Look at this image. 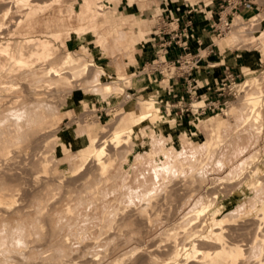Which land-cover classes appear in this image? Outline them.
<instances>
[{
	"label": "rangeland",
	"instance_id": "374dc122",
	"mask_svg": "<svg viewBox=\"0 0 264 264\" xmlns=\"http://www.w3.org/2000/svg\"><path fill=\"white\" fill-rule=\"evenodd\" d=\"M35 1L43 4V0ZM84 1L86 0H45L47 4L44 3V5L47 7L43 8L35 19H32L30 25L15 30L12 21L24 13L22 10L16 12V9H25V6L20 4V7L17 0H0V25L5 23L2 24L4 28L2 26L0 28L2 29L0 41L3 45L7 41L9 44L11 43L9 45L11 50L6 51V54L4 52L2 54L0 50V128L2 130L0 131V182L4 181L0 184L7 182V184H2L6 186L5 188L3 186V190L2 185L0 188V200H2L0 202V248L3 249H0L2 252H0L2 259H0V264H18L19 261L20 264H23L26 260L28 264H50L52 261V264H61V262L62 264H73L74 261L75 264H113L114 262V264H134L144 247H147L146 249L157 247L159 243L166 247L164 243H167L171 232L174 235L178 233L180 236L184 229H189V227L192 229L191 225H196L195 222L201 217L207 219L201 232L205 234L210 232L211 228L220 230V226H223L227 245L236 244L243 249L242 255L238 257L240 261L237 259L236 264H264V211L259 209V206L264 204V104L262 102L257 104L253 112L251 111L253 104L241 103L240 100L244 94L240 83L246 79L244 72L246 70L252 71V75H256L257 82H259L253 85L250 91L256 94L264 92V55L255 64L251 61L247 62L242 54L243 51L251 52L261 50L263 47L261 42L264 41V5L258 15V24L251 25L252 19L246 23L247 19L239 16L240 18L234 19L235 26L230 31L214 38L218 43L219 39L233 35L230 48L241 52L244 61L250 64L243 68V72L237 77L236 94L225 97L228 102L223 106V111L207 112L198 118L190 114L187 117L173 120L171 106L168 105V108L165 109L158 97L159 91L149 90L148 83L151 80L149 72L134 61L138 43H131L132 32L128 38L125 32L119 31L120 28L131 31L135 25L128 19L121 21L118 29L112 27L120 23L119 15L121 14L112 10L116 0H94L96 1L95 7L91 8L89 13L85 11ZM98 1H101L102 5L97 3ZM260 1L264 3V0ZM98 7L102 11L99 12ZM7 8H10V15L6 18L3 15ZM84 15L89 17L93 15L92 17L96 18L98 25L89 33L87 44H80V34L76 31L82 23L80 17ZM153 23L154 18L147 16L142 19L146 37L142 43L148 38L147 31L151 30ZM125 26H129V28H125ZM171 26L174 28L177 24L172 23ZM237 29L240 31L237 32ZM30 36L34 40L30 41ZM37 39L40 41L42 39L50 40L51 47L57 54L54 53L53 58L47 59L32 52L35 51ZM98 39L101 41V45L97 48ZM1 43L0 45H2ZM19 46L25 48L23 50L25 57L30 60V66L22 65V67L21 64H17L16 60L14 63V60L9 58L11 55L8 53L11 52L14 55H19L16 53ZM101 56L103 58L95 60L96 57ZM50 65H55V68L59 69L57 76L54 72H49ZM133 72L138 74L133 75ZM118 76L123 79L120 78L118 81ZM124 76L131 78V82ZM139 76L142 77L140 83L137 81ZM99 79L119 83L125 87V91H117L115 89L117 86L113 85L111 86L112 92L107 93L104 89L105 84L91 89V85ZM167 83L166 80L163 85ZM129 86L132 87V90L128 91ZM135 87L140 89L142 94L126 98V93L135 90ZM38 91H41V95L44 96L43 100L41 99L42 101L39 100V102L33 97ZM148 97L159 100L162 110L160 123H153V120L149 118L142 130L140 128L127 143L116 147L111 143L107 145L105 154L100 156L105 161V167L97 164L98 156L92 155L91 152L83 155L85 147L89 143V134L85 129L87 126H94L99 137L102 138L106 135L110 139L119 117L126 115L122 113L125 106L128 103L138 105L140 101ZM119 100L120 102L116 103ZM197 100L199 98H194L191 102L194 106L193 110L196 109L195 106H198ZM203 103L204 101L201 104ZM192 120L199 122V132L196 137H185L182 132L183 127ZM219 120L224 121L221 129L222 134L220 133L221 138L209 144V141L212 140L211 121L217 123ZM164 122L168 126L178 129L177 133L166 131L162 124ZM5 126L6 128L3 129L2 127ZM3 130L5 131L3 132ZM3 146L4 148H2ZM2 149L5 150L2 151ZM13 169L14 171H11ZM16 171L17 176H15ZM204 176L205 179H203ZM197 177H199L198 180ZM30 179L32 180L30 181ZM34 182L36 188H33ZM45 184L46 186H44ZM190 184H194L192 189ZM19 186L20 188H18ZM194 186L197 188L195 189ZM175 188L177 189L175 190ZM171 189L173 192L169 191ZM225 189L229 192L224 191ZM6 191L7 193H4ZM32 194H35L37 200ZM206 200L216 203L215 206L224 202L220 206V213L215 220H212L210 210L203 212V215L196 213L200 206L205 203L209 204ZM27 201L30 203L27 204ZM144 206L146 208H143ZM134 212L135 214H133ZM192 216L194 221H192ZM189 218L192 222L189 221ZM164 220L166 221L164 222ZM152 221L153 223H151ZM143 226H147L146 229ZM173 226H175V230H173ZM129 227L131 228L129 229ZM166 232L169 236L166 235ZM163 239H165L164 243H161ZM114 242L116 243L113 244ZM207 244L212 246L208 247ZM148 245L150 246L148 247ZM161 246L158 247L161 248ZM201 247L206 251L210 248V252L216 249L213 243L207 241L203 242ZM81 248L83 249L81 250ZM136 249L141 250L136 252V255L132 254ZM247 249L249 250L247 251ZM43 255H45L44 258ZM25 256L27 259L24 258ZM121 256L122 258H120ZM11 257L13 258L11 259ZM38 257L41 259L39 260ZM69 257L72 260L70 262ZM116 258L117 261H115ZM136 262L135 264H137ZM138 263H141V259ZM226 263L228 264V262Z\"/></svg>",
	"mask_w": 264,
	"mask_h": 264
},
{
	"label": "bare ground",
	"instance_id": "6f19581e",
	"mask_svg": "<svg viewBox=\"0 0 264 264\" xmlns=\"http://www.w3.org/2000/svg\"><path fill=\"white\" fill-rule=\"evenodd\" d=\"M3 1V0H2ZM52 1V0H51ZM54 1V0H53ZM19 3V6H20V4H21V6L22 5H24L25 7V9H16V12L17 11H21L22 10V12L24 11V13H22V14H20V16H18L15 20H13L12 22H14V27H15V30L17 29V28H19V27H22V26H29L30 25V23H31V21H32V19L34 18L35 19V17H36V15L43 9V8H45V7H47L46 5H44V3L45 4H47L48 3V1H47V3L45 2V0H43V4H41V3H38V1H35V0H17V4ZM84 3V7H85V11H87V13H89V10H91V8L93 9L94 7H95V4H96V1H94V0H86V1H84L83 2ZM97 3H101V1H98ZM16 4V5H17ZM101 5H102V3H101ZM100 5V6H101ZM19 6L17 7V8H19ZM20 6V7H21ZM15 7V8H16ZM108 7V6H107ZM106 7V8H107ZM99 8V12L100 11H102L101 10V8L100 7H98ZM10 8H7V10H4V17H8L9 15H10ZM13 10V9H12ZM11 10V11H12ZM15 10V9H14ZM113 10V9H112ZM116 10V9H115ZM1 12H3V11H1ZM13 12V11H12ZM112 12V11H111ZM3 14V13H2ZM12 14V13H11ZM16 15V14H15ZM97 15H99V14H97ZM96 15V16H97ZM93 16V15H92ZM91 16V17H92ZM91 17H89V16H87V15H84L83 17H80V20H82V23L77 27V31L76 32H78L79 34H80V38H79V42H80V44H87V42L89 41V33L90 32H92V30H94L96 27H97V25H98V23H97V21H96V18H91ZM94 17H95V15H94ZM109 17H111V16H109ZM5 18V19H6ZM12 19H13V17H11ZM10 18V19H11ZM112 18V17H111ZM237 18H240V17H237ZM11 19V20H12ZM77 19H79V17H77ZM119 19H120V23L119 24H117V25H114V26H112L113 28H116V29H118V27L121 25V21H125V20H130V22H132L133 24H137V25H139L141 28H140V31H139V33H137L136 35H133L132 37H131V43H142V41H143V39L144 38H146L145 37V29L142 27V19L141 18H139V17H135V15L133 16V15H125V14H121V15H119ZM79 21V20H78ZM103 21V20H102ZM106 21V20H105ZM2 22V21H1ZM2 24H5V23H2ZM0 25V28H1V26L3 27V25ZM8 26V25H7ZM6 26V27H7ZM4 28V27H3ZM2 29H0V31H1ZM17 30H19V29H17ZM75 31V30H74ZM237 32L238 31H240V29L238 30H236ZM13 32V31H12ZM68 33V32H67ZM77 33V34H78ZM0 35L2 36V34L0 33ZM100 35V34H99ZM109 35V34H108ZM229 35V34H228ZM98 36V35H97ZM97 36H96V38H97ZM101 37H102V35H100ZM110 36V35H109ZM1 38V37H0ZM232 38H233V35L232 36H228V37H224V38H222V39H219L218 40V43H217V45L221 48V50H222V52H223V55H224V60H229L230 58H232L233 57V53L231 52V48H230V42H231V40H232ZM14 40V39H13ZM29 40L31 41V40H34L33 39V37H29ZM38 40V39H37ZM99 40V39H98ZM7 41V40H6ZM28 41V40H27ZM2 41H0V43H1ZM5 41H3V43H4ZM36 42V41H35ZM51 41L50 40H47V39H42L41 41L40 40H38L37 41V45H36V47H35V51H32V52H34V53H37L38 55H39V57H45V58H53L55 55H54V49H52L53 47H51V43H50ZM101 43V41L99 40V42H98V45H97V48L101 45L100 44ZM130 43V44H131ZM261 43H263V47H262V49L261 50H256V51H251V52H246V51H243L242 52V54H243V56H244V58H245V60L248 62H253V63H258L259 61H260V59L262 58V55H264V41L263 42H261ZM2 44V43H1ZM5 44V43H4ZM9 45H11V43L9 44V42L7 41L6 42V44L5 45H0V50H1V52H2V54H3V52L5 53L6 51H8V50H11V48L9 49ZM20 47V46H19ZM15 48V47H14ZM18 48V47H17ZM17 48H16V50H17ZM56 48V47H55ZM23 49H25V48H23L22 46L18 49V52H16V53H18L19 55L17 56V55H14V53L12 54V52L11 53H8V54H10L8 57L9 58H11L12 60H14V63L17 61L18 63L17 64H21L20 66H22V65H29V59H28V57L26 58L25 57V52H24V50ZM102 49V48H101ZM56 51V50H55ZM58 51V50H57ZM0 52V53H1ZM9 52V51H8ZM7 53V52H6ZM5 53V54H6ZM59 53V52H58ZM4 54V55H5ZM30 54V53H29ZM55 54H57V52L55 53ZM59 55V54H58ZM69 56V55H68ZM71 56V55H70ZM33 57H34V55H33ZM38 58V57H37ZM59 59V58H58ZM68 59V58H67ZM16 60V61H15ZM54 60V59H53ZM68 61H69V59H68ZM67 61V62H68ZM65 62V61H64ZM32 63V62H31ZM30 63V64H31ZM54 63V62H53ZM92 65H94L93 63H91ZM10 65V64H9ZM39 65V64H38ZM30 66V65H29ZM12 67V66H11ZM23 67V66H22ZM34 67V66H33ZM32 67V68H33ZM56 66L55 65H50L49 67H48V69H49V72H54L55 73V75L57 76L59 73H58V68H55ZM134 67V66H133ZM2 68V67H1ZM26 68V67H25ZM35 68H36V66H35ZM132 69H134V68H132ZM30 70H32V69H30ZM135 70V69H134ZM16 72V71H15ZM28 72V71H27ZM60 72V71H59ZM214 72H217V68L214 70ZM245 72V75H246V79L242 82V83H240L241 84V87H242V91H244V94L241 96V98H240V100H241V103L243 102V103H245V104H253L252 106H253V108H252V110L251 111H255V109H256V105L257 104H259L260 102H262V104H264V92H262L261 91V94H256V93H254V92H251L250 91V88L253 86V85H256V84H258L259 82H257V77H256V75H252V71H244ZM16 74V73H15ZM132 74H135L134 72L132 73ZM128 76H130V75H128ZM127 76V77H128ZM124 77H126V76H124ZM126 77V78H127ZM8 78V77H7ZM21 78V77H20ZM118 78L119 79H117L118 81H120V78L121 79H123V77H120V76H118ZM127 79H129V78H127ZM126 79V80H127ZM130 81L129 82H131V78L129 79ZM19 81V80H18ZM124 81V80H123ZM123 81H121L122 83H123ZM7 82V81H6ZM113 82V81H112ZM116 82V81H115ZM125 83H126V81H125ZM128 83V82H127ZM103 84H105L106 85V87L104 88L105 89V91H107V93H110V92H112V90H113V88L111 87V86H113V85H115V86H117V87H115V89L117 90V91H119V90H124L125 91V87H122L119 83H111L110 81L109 82H106V81H102L101 79H99V80H97V81H95L92 85H91V89L92 88H94V87H97V86H100V85H103ZM13 85V84H12ZM19 85V84H18ZM109 85V86H108ZM123 85V84H122ZM125 85H127V84H125ZM21 86V85H20ZM119 86V87H118ZM161 86V85H160ZM89 87V86H88ZM110 88V90H108ZM148 88H149V90H155V89H153V88H151V87H149L148 86ZM114 89V90H115ZM90 90V89H89ZM41 92V91H40ZM39 91L38 92H35V95L36 96H33V97H35L36 99V101H38L39 102V100L40 101H42L43 100V95H41L42 94V92L40 93ZM29 93V92H28ZM22 95H24V94H22ZM34 95V94H33ZM124 95H125V92H124ZM123 95V96H124ZM30 96V95H29ZM24 99V98H23ZM26 99H28V98H26ZM42 99V100H41ZM25 100V99H24ZM122 102H123V100H121ZM120 102V100L119 101H116V103H119ZM25 103V102H24ZM202 103V101H199V100H197L196 101V104L197 105H199V104H201ZM162 110H161V108H160V106H159V100L157 99V98H153V97H151V98H147V99H144V100H142V101H140L139 103H138V105L137 104H135V103H128L126 106H125V110L124 111H122V113H125L126 115H123V116H120L119 117V119H118V123H117V125L115 126V128H114V131H113V133H112V136H111V138L109 139L106 135L105 136H103L102 138H101V136L99 137L98 136V132H97V130H96V128L94 127V126H87L85 129H87V131H88V134H89V143L87 144V146L85 147V151H84V153H83V155H86L88 152H91L92 153V155H94V156H98L97 157V159H96V162H97V164H99V166L100 165H102L103 167H105L106 165H105V161H103V159H102V157H100V156H102V155H104L105 154V152H106V148H107V145H109L110 143L111 144H113L115 147L116 146H121V145H123V144H125V143H127L128 141H130V139L133 137V136H135L136 134H137V132L139 131V129L141 128V130H142V127H143V125L145 124V122L150 118V120H153V123H155V122H159L160 123V112H161ZM172 113V112H171ZM16 115V114H15ZM126 116H128V118H126ZM1 117V116H0ZM3 118V117H2ZM5 118V117H4ZM211 118V117H210ZM195 119V118H194ZM207 119V118H206ZM201 120H202V118H201ZM212 120V119H211ZM248 120H249V118H248ZM5 121V120H4ZM3 121V122H4ZM10 122V121H9ZM176 122V121H175ZM246 123V122H245ZM1 124V123H0ZM163 124V127H164V129L166 130V131H171V132H174L175 134L177 133V131H178V129H174V128H172V127H170V126H168L167 124H165V122L164 123H162ZM223 124H224V121L223 120H219L217 123H214L213 121H211V136H212V140H210L209 141V144L210 143H213V141L214 140H216V139H218V138H221V135H220V133H221V129H222V127H223ZM4 126V125H3ZM84 126H86V125H84ZM148 126V125H147ZM156 126V125H155ZM198 126H199V122L198 121H196V120H192V121H190V122H188V124L186 125V126H184L183 127V136H185V137H187V136H194V137H196V135L198 134V132H199V129H198ZM207 126V125H206ZM3 129L4 128H6V126L5 127H2ZM13 128V127H12ZM24 130V129H23ZM0 131H2L1 130V128H0ZM5 130H3V132H4ZM18 131V130H17ZM22 131V130H21ZM25 132H26V130H25ZM24 132V133H25ZM29 133V132H28ZM28 133H26V135L28 134ZM100 133V132H99ZM247 133V132H246ZM222 134V133H221ZM31 135V134H30ZM37 135V134H36ZM27 136H29V134L27 135ZM26 137V136H25ZM31 137V136H30ZM34 137V136H33ZM225 137V136H224ZM192 138V137H191ZM24 139V138H23ZM26 139V138H25ZM28 139V138H27ZM30 139V138H29ZM32 139V138H31ZM223 139V138H222ZM33 140V139H32ZM31 140V141H32ZM27 141V140H26ZM28 142V141H27ZM4 144V143H3ZM218 144V143H217ZM220 144V143H219ZM223 144V143H222ZM9 145V144H8ZM127 145H129V144H127ZM212 145V144H211ZM1 147V146H0ZM127 147V146H126ZM129 147V146H128ZM2 148H4V146L2 147ZM9 148V147H8ZM28 148V147H27ZM123 148V147H122ZM126 149V148H125ZM5 149H2V151H4ZM70 150V149H69ZM121 150V149H120ZM211 150V149H210ZM2 151H1V153H2ZM8 151V150H7ZM4 155V154H3ZM7 155V154H6ZM251 155V154H250ZM249 155V156H250ZM3 157V156H2ZM5 157V156H4ZM251 157V156H250ZM249 157V158H250ZM254 159V158H253ZM2 160H5V159H3L2 158ZM243 162V161H242ZM245 162V161H244ZM253 162V161H252ZM5 163V162H4ZM7 163V162H6ZM107 163V162H106ZM251 163V162H250ZM257 163V162H256ZM259 163V162H258ZM3 165V164H2ZM8 165V164H7ZM244 165V164H243ZM98 166V165H97ZM5 167H7V166H5ZM4 168V167H3ZM2 168V169H3ZM13 168V167H12ZM11 168V169H12ZM193 168V167H192ZM252 168V167H251ZM202 170V169H201ZM235 170V169H234ZM11 171H14V169L13 170H11ZM194 171H195V169H194ZM193 171V172H194ZM241 171V170H240ZM249 171V170H248ZM6 172V171H5ZM5 172H3V173H5ZM9 172V171H8ZM28 172V171H27ZM200 172V171H199ZM242 172V171H241ZM7 173V172H6ZM15 173V172H14ZM247 173V172H246ZM13 174V173H12ZM192 174V173H191ZM203 174V173H202ZM1 175V174H0ZM14 175V174H13ZM12 175V176H13ZM20 175V174H19ZM35 175V174H34ZM201 175V174H200ZM241 175V174H240ZM248 175V174H247ZM15 176H17V171H16V174H15ZM39 176V175H38ZM193 176H194V173H193ZM203 176V175H202ZM206 176V175H205ZM205 176L203 177V179H205ZM236 176V175H235ZM19 177V176H18ZM42 178V177H41ZM138 178V177H137ZM198 178L199 177H197V180H198ZM201 178V177H200ZM244 178V177H243ZM263 178V177H262ZM261 178V179H262ZM22 179V178H21ZM21 179H19V180H21ZM152 179V178H151ZM188 179H189V177H188ZM211 179V178H210ZM213 179V178H212ZM218 179V178H217ZM238 179V178H237ZM236 179V180H237ZM242 179V178H241ZM259 179V178H258ZM23 180H24V178H23ZM25 180H26V177H25ZM32 179H30V181H31ZM40 180V179H39ZM39 180H36V181H39ZM43 180H44V177H43ZM112 180V179H111ZM142 180V179H141ZM145 180H147V179H145ZM150 180V179H149ZM184 180V179H183ZM194 180H196V179H194ZM196 180V181H197ZM200 180H202V179H200ZM243 180V179H242ZM13 181V180H12ZM28 181V180H27ZM189 181V180H188ZM205 181V180H204ZM216 181V180H215ZM1 182H4V181H1ZM0 182V183H1ZM147 182V181H146ZM172 183H173V181H171ZM193 182V181H192ZM199 182V181H198ZM206 182V181H205ZM204 182V183H205ZM219 182V181H218ZM232 182H233V180H232ZM236 182V181H235ZM5 183L7 184V182L5 181ZM5 183H2V184H5ZM21 183V182H20ZM26 183V182H25ZM29 183V182H28ZM176 183V182H175ZM179 183H181L180 181H179ZM188 183V182H187ZM195 183V182H194ZM203 183V182H202ZM219 183H221V182H219ZM218 183V184H219ZM223 183V182H222ZM229 183H230V181H229ZM2 184H0V188H1V185ZM12 184V183H11ZM30 184V183H29ZM28 184V185H29ZM37 184V183H36ZM40 184H41V182H40ZM163 184V183H162ZM211 184V183H210ZM213 184V183H212ZM10 185V184H9ZM8 185V186H9ZM35 185V182H34V184H33V186ZM38 185H39V183H38ZM112 185V184H111ZM139 185H141L140 183H139ZM174 185V184H173ZM172 185V186H173ZM192 185H194V184H192ZM192 185L190 184V186H191V189L193 188L192 187ZM196 185H198V184H196ZM201 185V184H200ZM216 185V184H215ZM233 185V184H232ZM239 185V184H238ZM252 185V184H251ZM3 186H4V188L6 187L5 185H2V190H3ZM7 186V187H8ZM23 186V185H22ZM26 186V185H25ZM32 186V187H33ZM41 186V185H40ZM43 186V185H42ZM44 186H46V184L44 185ZM114 186V185H113ZM165 186V185H164ZM170 186V185H169ZM175 186V185H174ZM259 186V185H258ZM13 187V186H12ZM39 187V186H38ZM186 187V186H185ZM215 187H218V186H215ZM225 187H227V186H225ZM229 187V186H228ZM234 187V186H233ZM18 188H20V186L18 187ZM22 188V187H21ZM30 188V187H29ZM33 188H36L35 186L33 187ZM40 188V187H39ZM45 188H47V187H45ZM50 188V187H49ZM108 188V187H107ZM170 188V187H169ZM194 188H195V186H194ZM197 188V187H196ZM195 188V189H196ZM223 188V187H222ZM235 188V187H234ZM234 188H232V189H234ZM11 189H13V188H11ZM24 189H25V187H24ZM38 189V188H37ZM174 189V188H173ZM173 189H171V190H169V191H172ZM177 188H175V190H176ZM187 189V188H186ZM231 189V190H232ZM9 190H10V188H9ZM26 190H28V189H26ZM36 190V189H35ZM42 190H44V189H42ZM47 190H48V188H47ZM97 190H98V188H97ZM110 190V189H109ZM122 190V189H121ZM179 190V189H178ZM188 190H189V188H188ZM194 190V189H193ZM214 190V189H213ZM261 190V189H260ZM18 191V190H17ZM32 191V190H31ZM30 191V192H31ZM40 191V190H39ZM39 191H37V192H39ZM44 191H46V190H44ZM99 191V190H98ZM136 191V190H135ZM167 192H168V190H166ZM165 191V192H166ZM186 191V190H185ZM190 191V190H189ZM217 191V190H216ZM224 191H228V190H224ZM11 192H13V191H11ZM16 192V191H15ZM20 192V191H19ZM21 192H23V191H21ZM41 192V191H40ZM101 192V191H100ZM99 192V193H100ZM160 192H162V191H160ZM167 192H166V194H167ZM173 192V191H172ZM171 192V193H172ZM177 192V191H176ZM191 192V191H190ZM189 192V193H190ZM207 192H209V191H207ZM223 192V191H222ZM229 192V191H228ZM261 192V191H260ZM4 193H7V191L6 192H4ZM32 193H33V191H32ZM110 193H112V192H110ZM115 193V192H114ZM150 193V192H149ZM212 193V192H211ZM216 193H218V192H216ZM215 193V194H216ZM225 193V192H224ZM16 194V193H15ZM38 194V193H37ZM36 194V195H37ZM41 194V193H40ZM44 194H45V192H44ZM173 194V193H172ZM171 194V195H172ZM178 195H179V193H177ZM206 194V193H205ZM254 194V193H253ZM13 195V194H12ZM27 195H29V194H27ZM32 195H34L35 196V194H32ZM46 195V194H45ZM51 195V194H50ZM105 195H106V193H105ZM122 195V194H121ZM141 195V194H140ZM149 195V194H148ZM152 195V194H151ZM153 195H155V194H153ZM158 195H160V194H158ZM174 195V194H173ZM188 195V194H187ZM19 196H21V195H19ZM23 196V195H22ZM24 196H26V195H24ZM41 196V195H40ZM43 196V195H42ZM111 196H112V194H111ZM157 196V195H156ZM155 196V197H156ZM166 196V195H165ZM169 197H170V195H168ZM182 196H185V195H182ZM203 196V195H202ZM210 196L212 197V195L210 194ZM209 196V197H210ZM216 196V195H215ZM12 197V196H11ZM31 197V196H30ZM30 197H28V198H30ZM97 197H98V194H97ZM143 197V196H142ZM144 197H146V196H144ZM149 198H150V196H148ZM160 197V196H159ZM167 197V196H166ZM173 197V196H172ZM190 197V196H189ZM210 197V198H211ZM17 198H18V196H17ZM19 198H21V197H19ZM23 198V197H22ZM35 198H36V196H35ZM157 198H158V196H157ZM157 198H156V200H157ZM168 198V197H167ZM180 198V197H179ZM216 198V197H215ZM54 199V198H53ZM52 199V200H53ZM119 199V198H118ZM145 199H147V198H145ZM150 199H152V198H150ZM149 199V200H150ZM172 199V198H171ZM206 199H208V198H206ZM255 199V198H254ZM23 200V199H22ZM28 200H30L31 201V199H28ZM35 200V199H34ZM36 200H37V198H36ZM49 200V199H48ZM115 200H117V199H115ZM209 200V199H208ZM2 200H0V202H1ZM40 201H41V199H40ZM47 201V200H46ZM101 201V200H100ZM153 201V200H152ZM159 201H160V198H159ZM210 201H211V199H210ZM215 201V200H214ZM260 201V200H259ZM258 201V202H259ZM6 202H7V200H6ZM19 202V201H18ZM28 202L29 201H27V204H28ZM36 202H39V201H36ZM43 202V201H42ZM41 202V203H42ZM112 202V201H111ZM150 202V201H149ZM148 202V203H149ZM157 202H158V200H157ZM206 202H209V201H207L206 200ZM217 202V201H216ZM228 202V201H227ZM8 203V202H7ZM30 203V202H29ZM40 203V202H39ZM147 203V202H146ZM223 203L224 202H220V204H218L217 206H215L216 205V203H210L209 202V204L208 203H205V204H203L202 206H200L199 208H198V210H197V212L196 213H198V214H202L203 212H205L206 210L207 211H209L210 210V214L212 215V217H213V219L212 220H215L216 219V217L218 216V214L220 213V206L221 205H223ZM25 204V203H24ZM31 204H32V202H31ZM31 204H30V206H31ZM36 204V203H35ZM152 204V203H151ZM22 205V204H21ZM33 205V204H32ZM39 205V204H38ZM199 205H200V203H199ZM2 206V205H1ZM18 206V205H17ZM29 206V207H30ZM43 206V205H42ZM237 206V205H236ZM255 206V205H254ZM21 207V206H20ZM15 208V207H14ZM25 208V207H24ZM27 208H28V206H27ZM31 208V207H30ZM35 208V207H34ZM33 208V209H34ZM142 208V207H141ZM143 208H146L145 206L143 207ZM156 208V207H155ZM159 208V207H158ZM195 208V207H194ZM1 209V208H0ZM4 209V208H3ZM7 209V208H6ZM8 209H10L11 210V208H8ZM15 209H17V208H15ZM20 209V208H19ZM32 209V210H33ZM37 209V208H36ZM41 209V208H40ZM44 209V208H43ZM132 209V208H131ZM130 209V210H131ZM136 209V208H135ZM138 209V208H137ZM259 209L260 210H263L264 211V204H261L260 206H259ZM22 210V209H21ZM45 210V209H44ZM133 210V209H132ZM177 210V209H176ZM15 211V210H14ZM19 211V210H18ZM134 211H136V210H134ZM141 211H143V210H141ZM140 211V212H141ZM145 211V210H144ZM1 212H2V210H1ZM23 212V211H22ZM156 212V211H155ZM232 212V211H231ZM230 212V213H231ZM4 213V212H3ZM2 213V214H3ZM41 213H42V211H41ZM128 213V212H127ZM157 213V212H156ZM229 213V214H230ZM1 214V213H0ZM18 214V213H17ZM39 214H40V212H39ZM125 214V213H124ZM130 214V213H129ZM133 214H135V212L133 213ZM137 214H139V213H137ZM152 214V213H151ZM206 214V213H205ZM228 214V215H229ZM239 214V213H238ZM257 214V213H256ZM7 215V214H6ZM9 215V214H8ZM42 215V214H41ZM126 215H128V214H126ZM131 215V214H130ZM156 215V214H155ZM167 215H169V214H167ZM173 216H174V214H172ZM186 215V214H185ZM185 215H183V216H185ZM192 215V214H191ZM196 215V214H195ZM194 215V216H195ZM203 215V214H202ZM227 215V214H226ZM39 216V215H38ZM117 216V215H116ZM120 216V215H119ZM152 216V215H151ZM231 217H233L232 215H230ZM230 216H229V218H230ZM237 216V215H236ZM258 216V215H257ZM118 217V216H117ZM127 217V216H126ZM128 217H130V216H128ZM139 217V216H138ZM143 217H145V216H143ZM150 217V216H149ZM157 217H158V215H157ZM168 217V216H167ZM189 217H191V216H189ZM199 217H201V216H199ZM206 217V216H205ZM226 217V216H225ZM115 218V217H114ZM140 218V217H139ZM152 218H153V216H152ZM183 218V217H182ZM181 218V219H182ZM188 218V217H187ZM192 218H193V216H192ZM202 218V217H201ZM196 219V220H198V221H196L195 223H197L196 225H191V227H193L192 229L189 227V229L188 228H186V229H184V231H183V234L181 235L180 234V236L178 235V233L177 234H173V232H171L172 234H170L171 236H169V235H167V232H166V235L167 236H169L168 238L170 239H168L167 238V243H164L163 241L165 240V239H163L162 240V242L161 243H164V244H166L165 246L166 247H163V246H161V245H159V244H157L158 246H161V248L163 247V250L160 248V247H158L157 245H155V246H157V247H153V248H150L149 246L150 245H148V249H146L145 247H144V250H142L143 252H141L140 253V256H139V254L137 255V256H139L138 257V259L140 258L141 259V263H138V262H140V259H139V261H138V259L136 258V261H138V262H136L137 264H227L226 262H228V264H236L237 263V259H238V257L240 256V255H242V253H243V249L240 247V245H236V244H234V245H231V246H229V245H227V243H226V241H225V233H223V226L221 227L220 226V230H217V229H214V228H209L210 229V232H206V233H208V234H204L203 232H201L202 230H201V228L206 224V218H202V219ZM252 218V217H251ZM1 219V218H0ZM119 219V218H118ZM117 219V220H118ZM123 219H124V216H123ZM151 219V218H150ZM156 219V218H155ZM161 219V218H160ZM185 219V218H184ZM190 219V218H189ZM113 220V219H112ZM143 220H145V218H143ZM152 220V219H151ZM167 220V219H166ZM166 220H164V222L166 221ZM195 219L193 218L192 219V221H194ZM223 220H224V217H223ZM115 221V220H114ZM119 221H121V220H119ZM154 221V220H153ZM153 221L151 222V223H153ZM183 221H185V220H183ZM186 221H188L187 219H186ZM189 221H191V219L189 220ZM188 221V222H189ZM191 221V222H192ZM245 221H247V220H245ZM158 222V221H157ZM169 222H170V220H169ZM179 222V221H178ZM177 222V223H178ZM182 222V221H181ZM239 222V221H238ZM253 222V221H252ZM251 222V223H252ZM112 223V222H111ZM115 223V222H114ZM117 223V222H116ZM142 223H143V221H142ZM168 223V222H167ZM195 223H192V224H195ZM208 223H210V222H208ZM258 223V222H257ZM256 223V224H257ZM121 224V223H120ZM124 224V223H123ZM138 224V223H137ZM144 224H146V223H144ZM161 224H162V222H161ZM160 224V225H161ZM173 224H175V223H173ZM183 224H184V222H183ZM182 224V225H183ZM186 224V223H185ZM184 224V225H185ZM188 224V223H187ZM189 224H190V222H189ZM238 224V223H237ZM6 225V224H5ZM143 225V224H142ZM150 226H151V224H149ZM223 225V224H222ZM112 226V225H111ZM121 226V225H120ZM138 227L140 226V225H137ZM136 226V227H137ZM154 226H156V225H154ZM177 226H178V224H177ZM190 226V225H189ZM228 226V225H227ZM2 227H3V225H2ZM114 227V226H113ZM123 227V226H122ZM131 227H132V225H131ZM131 227H129V229L131 228ZM135 227V228H136ZM141 227V226H140ZM144 227V226H143ZM145 227H147V226H145ZM144 227V229H146ZM175 226H173V228H174ZM185 227H187L186 225H185ZM184 227V228H185ZM6 228V227H5ZM155 228V227H154ZM164 228H166V227H164ZM168 228V227H167ZM171 228V227H170ZM230 228H234V227H230ZM114 229V228H113ZM117 229V228H116ZM120 229V228H119ZM144 229H142L143 230V232H144ZM148 229H149V227H148ZM176 228H174L173 230H175ZM225 229H226V227H225ZM115 230V229H114ZM155 230V229H154ZM168 230H170V229H168ZM217 230V231H216ZM228 230V229H227ZM257 230V229H256ZM110 231V230H109ZM135 232H138V231H136V230H134ZM148 231V230H147ZM172 231V230H171ZM177 231V230H176ZM180 231H181V229H180ZM207 231H208V229H207ZM230 231V230H229ZM232 231V230H231ZM254 231H255V229H254ZM14 232V231H13ZM22 232V231H21ZM108 232V231H107ZM126 232V231H125ZM131 232V231H130ZM2 233V232H1ZM19 233V232H18ZM127 233H128V231H127ZM133 233V232H132ZM139 233V232H138ZM160 233V232H159ZM226 233H228L227 231H226ZM256 233V232H255ZM111 234V233H110ZM109 234V235H110ZM116 234H117V232H116ZM141 234V233H140ZM168 234H169V231H168ZM124 235V234H123ZM132 235V234H131ZM145 235V234H144ZM260 235V234H259ZM3 236V235H2ZM4 236H5V234H4ZM54 236V235H53ZM53 236H51V237H53ZM129 236H130V234H129ZM134 236H136V235H134ZM147 236V235H146ZM165 236V235H164ZM163 236V237H164ZM166 236V237H167ZM227 236V235H226ZM30 237V236H29ZM111 237V236H110ZM116 237V236H115ZM114 237V238H115ZM117 237H118V235H117ZM127 237V236H126ZM132 237V236H131ZM130 237V238H131ZM160 237V236H159ZM162 237V236H161ZM129 238V237H128ZM156 238V237H155ZM1 239V238H0ZM52 239V238H51ZM58 239H60V238H58ZM118 239V238H117ZM127 239V238H126ZM162 239V238H161ZM38 240V239H37ZM64 240V239H63ZM109 240H110V238H109ZM122 240V239H121ZM128 240V239H127ZM139 240V239H138ZM35 241V240H34ZM53 241V240H52ZM61 241V240H60ZM113 241V240H112ZM118 242H119V240H117ZM116 241V242H117ZM133 241V240H132ZM140 241V240H139ZM152 241V240H151ZM154 241V240H153ZM161 241V240H160ZM159 241V242H160ZM209 242V243H213V245H215L216 246V249H214V251H209V250H211L210 248H209V250L208 251H206V250H204V249H202L203 247H201V244L203 243V242ZM249 241V240H248ZM9 242V241H8ZM11 242V241H10ZM29 242H30V240H29ZM55 242H57V241H55ZM54 242V243H55ZM116 242H114L113 244H115ZM121 242V241H120ZM125 242V241H124ZM166 242V241H165ZM16 243V242H15ZM63 243H64V241H63ZM96 243V242H95ZM122 243V242H121ZM127 243H129V242H127ZM155 243V242H154ZM10 244V243H9ZM37 244V243H36ZM35 244V245H36ZM62 244V243H61ZM90 244V243H89ZM112 244V243H111ZM141 244V243H140ZM148 244H150V243H148ZM250 244V243H249ZM262 244V243H261ZM55 245V244H54ZM93 245H94V243H93ZM92 245V246H93ZM96 245V244H95ZM120 245V244H119ZM205 245V244H204ZM51 246V245H50ZM66 246V245H65ZM70 246V245H69ZM90 246V245H89ZM91 246V247H92ZM112 246V245H111ZM117 246H118V244H117ZM144 246V245H143ZM146 246V245H145ZM153 246V245H152ZM151 246V247H152ZM207 246L209 247V246H212V245H208L207 244ZM57 247H58V245H57ZM72 247V246H71ZM90 247V248H91ZM137 247V246H136ZM141 247V246H140ZM206 247V246H205ZM204 247V248H205ZM251 247V246H250ZM84 248V247H83ZM83 248H81V250L83 249ZM86 248V247H85ZM89 248V249H90ZM142 248V247H141ZM1 249V248H0ZM56 249V248H55ZM54 249V250H55ZM59 249V248H58ZM138 249V248H137ZM136 249V250H137ZM1 250H3V249H1ZM64 250V249H63ZM80 250V251H81ZM114 250V249H113ZM112 250V251H113ZM134 250V249H133ZM132 250V251H133ZM135 250V252L133 251L132 252V254L134 253H136V252H138V251H140V250H137L136 251ZM213 250V249H212ZM249 249H247V251H248ZM259 250H260V248H259ZM57 251H59V250H57ZM89 251V250H88ZM251 251V250H250ZM1 252V251H0ZM4 252V251H3ZM26 252V251H25ZM53 252V251H52ZM63 252V251H62ZM69 252V251H68ZM82 252V251H81ZM116 252V251H115ZM114 252V253H115ZM131 252V251H130ZM129 252V253H130ZM2 253V252H1ZM55 253H56V251H55ZM60 253V252H59ZM65 253H66V251H65ZM64 253V254H65ZM54 254V253H53ZM97 254V253H96ZM249 254V253H248ZM252 254V253H251ZM3 255H4V253H3ZM8 255V254H7ZM26 255V254H25ZM61 255V254H60ZM121 255V254H120ZM119 255V256H120ZM136 255V254H135ZM260 255V254H259ZM9 256V255H8ZM16 256V255H15ZM41 256V255H40ZM44 256L45 255H43L42 257L44 258ZM53 256V255H52ZM73 256H75V255H73ZM125 256V255H124ZM123 256V257H124ZM130 256V255H129ZM4 257V256H3ZM17 257V256H16ZM54 257V256H53ZM53 257H51V258H53ZM61 257V256H60ZM72 257V256H71ZM81 257V256H80ZM79 257V258H80ZM85 257V256H84ZM103 257V256H102ZM101 257V258H102ZM8 258V257H7ZM6 258V259H7ZM10 258V257H9ZM13 257H11V259H12ZM24 258H26L27 259V257L25 256ZM29 258V257H28ZM39 258V257H38ZM46 258H48V257H46ZM50 258V259H51ZM62 258H63V256H62ZM74 258V257H73ZM72 258V259H73ZM86 258H87V256H86ZM105 258H106V256H105ZM120 258H122V256L120 257ZM119 257H118V259H120ZM126 258V257H125ZM132 258V257H131ZM1 259V258H0ZM15 259V258H14ZM30 259V258H29ZM41 259V257L39 258V260ZM54 259V258H53ZM52 259V260H53ZM59 259V258H58ZM64 259V258H63ZM65 259H67V258H65ZM75 259V258H74ZM81 259H82V257H81ZM94 259V258H93ZM124 259V258H123ZM2 260V259H1ZM16 260V259H15ZM43 260V259H42ZM61 260V259H60ZM76 260H78V259H76ZM85 261H86V259H84ZM91 260V259H90ZM126 260H127V258H126ZM239 260V259H238ZM244 260H245V258H244ZM249 260V259H248ZM263 260V259H262ZM8 261H9V259H8ZM8 261H6V262H8ZM38 261V260H37ZM47 261V260H46ZM46 261H44V262H46ZM49 261H51V260H49ZM67 261V260H66ZM70 261H72L71 259H70V257H69V262ZM87 261H88V259H87ZM115 261H117V258H116V260ZM120 261V260H119ZM129 261H130V259H129ZM129 261H127V262H129ZM132 261V260H131ZM240 261V260H239ZM13 262H16V261H14L13 260ZM23 262V261H22ZM26 262H27V260H26ZM25 261H24V263H26ZM48 262V261H47ZM57 262V261H56ZM68 262V263H69ZM75 262V261H74ZM73 262V264H75ZM80 262V261H79ZM89 262V261H88ZM91 262V261H90ZM96 262H97V260H96ZM113 262V261H112ZM126 262V263H127ZM135 262H134V264H135ZM18 263V262H17ZM21 262L19 261V263L18 264H20ZM23 263V264H24ZM30 263V262H29ZM38 263H41V262H38ZM52 263H53V261H52ZM52 263H50V264H52ZM65 263H67V262H65ZM78 263V262H77ZM99 263V262H98ZM115 263V262H114ZM113 263V264H114ZM125 263V262H124ZM244 263V262H243ZM252 263V262H251ZM16 264V263H15ZM27 264H28V262H27ZM32 264V263H31ZM49 264V263H48ZM60 264V263H59ZM61 264H62V262H61ZM70 264V263H69ZM90 264V263H89ZM94 264V263H93ZM120 264V263H119ZM133 264V263H132ZM246 264V263H245ZM254 264V263H253Z\"/></svg>",
	"mask_w": 264,
	"mask_h": 264
},
{
	"label": "crops",
	"instance_id": "0c3cea01",
	"mask_svg": "<svg viewBox=\"0 0 264 264\" xmlns=\"http://www.w3.org/2000/svg\"><path fill=\"white\" fill-rule=\"evenodd\" d=\"M250 1L253 4L249 7L241 4L236 9V13L245 19H250L257 13H261L258 8L261 9L262 6L256 5V3L262 4V2L260 0ZM231 6H228V0H116L113 11L125 15H135L141 19L147 16L154 18L151 30L147 31L148 38L143 43L136 45L138 51L135 52L134 61L142 68L160 52V40L157 35L160 30L164 27L169 29L172 27V23H176L179 30L185 31L189 45L188 51L193 54L199 52L202 55L199 66L193 73L198 83L195 91L197 94L206 96L209 92L208 87L218 86L225 79L227 72H233L238 77L243 72V68L250 66L244 61L241 52L232 49L233 57L224 60L221 48L214 41L218 34L212 29V25L218 21L221 12H227L229 16H232L235 10ZM176 17H179L178 21L174 20ZM128 23L130 22L128 21ZM133 25L135 26L131 31L121 28L119 31L125 32L129 38L131 32L132 36L136 35L141 28L137 24ZM125 28H129V26H125ZM183 53L185 50L175 45L168 50L167 57L173 59ZM101 58L103 56L96 57L95 60ZM216 68L217 72H214ZM137 74L135 73V75ZM149 76L151 80L148 86L159 91L158 97L165 109L168 108V105H173L170 109L172 114L178 113L180 106L191 104L193 98H190L187 84L183 78L172 79L163 85L166 80L156 82L153 74H149ZM140 79L142 77L139 76L137 78L139 83ZM134 91L135 95L142 94V91L136 87Z\"/></svg>",
	"mask_w": 264,
	"mask_h": 264
},
{
	"label": "built area",
	"instance_id": "2783aa9c",
	"mask_svg": "<svg viewBox=\"0 0 264 264\" xmlns=\"http://www.w3.org/2000/svg\"><path fill=\"white\" fill-rule=\"evenodd\" d=\"M241 4L249 7L253 4V2L250 0H228V6L232 5L231 7L235 10V12L232 16H229L227 12H221L218 21L212 25V29L218 35H222L223 33L230 31L232 27L235 26L234 19L241 16L236 13V9ZM256 5L262 6L264 3H256ZM258 10L260 9L258 8ZM259 14L260 13H257L250 18L253 21L251 25L258 24L257 19ZM250 19H247L246 23H249ZM174 20L178 21L179 17H176ZM157 35L160 40V52L157 53L154 59L146 63L143 68L147 70L149 74L154 75V81L156 82L183 78L187 84V91L190 98H199V101H204L203 104L195 106V110H193L194 106L192 103L180 106L178 113H171L173 120L182 118L187 114H191L195 116V118H198L200 115L207 112L223 111V106L228 102V99H225V97L227 95L236 94L235 87L236 84H238L237 76L233 72H227L225 79H223L218 86L208 87L209 92L206 96L197 94L195 90L197 89L198 83L193 73L194 70L198 68L202 55H200L199 52L193 54L188 51L189 45L187 43V33L183 30H179L177 26L174 28L169 27V29L164 27L157 33ZM183 37H185V40H183ZM175 45L183 48L185 53L181 54L177 58L170 59L167 57L168 50ZM127 90H132V87L129 86ZM134 95L135 91L133 90L127 92L125 97L130 98ZM170 106L171 108L173 107V105Z\"/></svg>",
	"mask_w": 264,
	"mask_h": 264
}]
</instances>
